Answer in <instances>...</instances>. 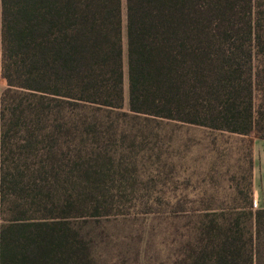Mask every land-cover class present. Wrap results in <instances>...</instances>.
<instances>
[{
	"label": "trees",
	"instance_id": "16d2710c",
	"mask_svg": "<svg viewBox=\"0 0 264 264\" xmlns=\"http://www.w3.org/2000/svg\"><path fill=\"white\" fill-rule=\"evenodd\" d=\"M0 73V264H96L83 228L128 210L135 183L115 189L128 167L75 111L264 138V0H0ZM249 182L230 204L146 198L182 219L168 264H264Z\"/></svg>",
	"mask_w": 264,
	"mask_h": 264
},
{
	"label": "rangeland",
	"instance_id": "374dc122",
	"mask_svg": "<svg viewBox=\"0 0 264 264\" xmlns=\"http://www.w3.org/2000/svg\"><path fill=\"white\" fill-rule=\"evenodd\" d=\"M5 87L0 73V90ZM124 109H128L126 74ZM94 110L85 106L75 112L98 117L100 144L108 148L117 168H129L124 178L114 173L115 189L127 177L135 183V191L128 185L124 189L128 210L90 221L83 228L91 238L96 264L170 263L174 225L182 219L156 210L145 213L146 198L186 195L195 207L242 201L241 192L247 191L249 178L248 148L237 135L172 119ZM134 197L137 203L131 206Z\"/></svg>",
	"mask_w": 264,
	"mask_h": 264
},
{
	"label": "crops",
	"instance_id": "0c3cea01",
	"mask_svg": "<svg viewBox=\"0 0 264 264\" xmlns=\"http://www.w3.org/2000/svg\"><path fill=\"white\" fill-rule=\"evenodd\" d=\"M229 134H235L239 140L246 141L249 151V196L252 200L253 208H264V138L256 135L240 134L221 130Z\"/></svg>",
	"mask_w": 264,
	"mask_h": 264
}]
</instances>
